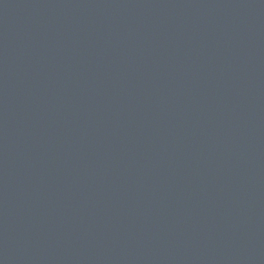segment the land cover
<instances>
[{
	"label": "water",
	"instance_id": "95a60500",
	"mask_svg": "<svg viewBox=\"0 0 264 264\" xmlns=\"http://www.w3.org/2000/svg\"><path fill=\"white\" fill-rule=\"evenodd\" d=\"M0 264H264V0H0Z\"/></svg>",
	"mask_w": 264,
	"mask_h": 264
}]
</instances>
